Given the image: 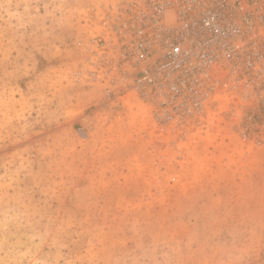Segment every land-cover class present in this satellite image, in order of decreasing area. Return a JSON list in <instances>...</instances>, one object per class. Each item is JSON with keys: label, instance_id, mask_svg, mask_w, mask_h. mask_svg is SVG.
I'll return each mask as SVG.
<instances>
[{"label": "rangeland", "instance_id": "1", "mask_svg": "<svg viewBox=\"0 0 264 264\" xmlns=\"http://www.w3.org/2000/svg\"><path fill=\"white\" fill-rule=\"evenodd\" d=\"M127 1L0 0V264H264V112L158 126Z\"/></svg>", "mask_w": 264, "mask_h": 264}, {"label": "built area", "instance_id": "2", "mask_svg": "<svg viewBox=\"0 0 264 264\" xmlns=\"http://www.w3.org/2000/svg\"><path fill=\"white\" fill-rule=\"evenodd\" d=\"M122 9L106 21L107 43L158 126L202 121L246 94L249 120L262 121L264 0H128Z\"/></svg>", "mask_w": 264, "mask_h": 264}]
</instances>
